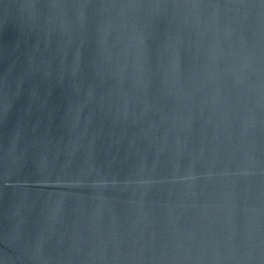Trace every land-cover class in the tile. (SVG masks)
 <instances>
[{
	"label": "water",
	"instance_id": "obj_1",
	"mask_svg": "<svg viewBox=\"0 0 264 264\" xmlns=\"http://www.w3.org/2000/svg\"><path fill=\"white\" fill-rule=\"evenodd\" d=\"M0 264H264V0H0Z\"/></svg>",
	"mask_w": 264,
	"mask_h": 264
}]
</instances>
